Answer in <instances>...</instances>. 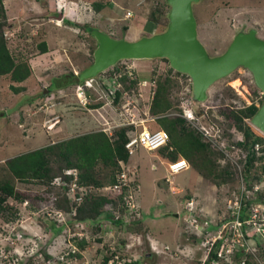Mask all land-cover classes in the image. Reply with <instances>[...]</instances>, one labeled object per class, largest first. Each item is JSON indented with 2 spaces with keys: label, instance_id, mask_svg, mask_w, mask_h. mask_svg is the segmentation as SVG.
<instances>
[{
  "label": "rangeland",
  "instance_id": "374dc122",
  "mask_svg": "<svg viewBox=\"0 0 264 264\" xmlns=\"http://www.w3.org/2000/svg\"><path fill=\"white\" fill-rule=\"evenodd\" d=\"M95 1L104 5L98 12L92 8ZM3 2L11 27L4 28L7 46L17 61L27 59L32 71L19 82L0 75V167L7 158L78 134L101 131L111 135L114 128L123 124H131L134 133H138L140 128L130 122L131 119H142L156 126L155 118L171 115V112L184 123L187 120L182 110H194L193 102L188 104L191 100L189 80L169 73L168 62L160 58L121 61V74L131 76L135 73L146 80L139 84L138 94L127 95L123 91L118 107L107 97L104 76L102 80L87 79L84 84L72 82L64 86L70 73L77 75L92 63L91 40L86 39L88 34L80 25L88 24L114 39L137 40L142 34L160 32V27L148 17L157 5H164V0ZM193 12L198 38L211 56L222 53L239 30L254 29L264 39V0H199L193 5ZM66 17L71 24L64 22ZM42 41L47 43L45 53H40ZM247 71L239 67L215 81L208 90L207 99L200 102L206 121H194L195 126L204 127L205 133L219 136L217 143L214 140L209 143L214 150L219 146L235 147L227 150L228 158L220 156L217 159L220 167L230 164L233 169L234 163L239 166L237 172L233 170V180L218 185L212 178L202 176L185 157L188 168L170 174L168 159L159 156L156 149L139 146L128 165L120 162L123 170H127L123 173L124 186L113 189L114 193L110 188L115 186L93 190L109 196L124 191L126 201L122 211L110 204L103 207L106 211H114L115 218L121 217L119 224L100 220L97 231L86 222L78 221L74 211L59 215L50 199L46 198L48 203H41L43 206L39 209L30 199L21 202L9 199L17 219L6 221L0 216V264H125L136 261L140 264H203L208 256L207 243H211L222 224L230 220L229 205L239 199L240 194L246 202L245 209L249 207L259 216V220L254 215L246 219L250 223L248 233L254 237L247 239L252 255L249 256L246 249L242 260L247 258L254 264H264V172L261 171L264 157L259 158L262 141L256 144L258 153L252 167L261 180L255 182L254 189H248L250 181L239 175V169L242 171L246 163L245 150L234 144L243 134L218 115L224 102L235 109L252 102L260 105L261 92L254 91L253 77ZM169 97L173 98L171 103ZM155 101L160 102L163 109L156 108ZM245 123L253 136L264 139V133L253 126L250 119ZM221 128L226 130V135ZM177 145L173 143L171 148L177 151L180 149ZM181 157L183 155L178 154V159ZM108 171L103 169L99 175L106 178ZM14 185L22 191L38 192L44 199L52 190L50 196L56 197L52 194H56V189H49L37 181L15 180ZM74 193L75 189L70 191L72 198ZM189 197L188 205L189 200L185 199ZM47 226L60 228V231L57 234L51 229L47 232L44 230ZM212 227H216L215 230ZM230 237L233 239L234 235ZM80 239L87 242L83 250L76 245ZM5 246L11 248L10 251L5 250ZM40 250L49 253L50 259L46 261L42 253L37 254ZM212 252L216 251H211L210 255ZM234 253L216 257L214 264L229 263ZM34 254L38 257L27 259Z\"/></svg>",
  "mask_w": 264,
  "mask_h": 264
},
{
  "label": "trees",
  "instance_id": "16d2710c",
  "mask_svg": "<svg viewBox=\"0 0 264 264\" xmlns=\"http://www.w3.org/2000/svg\"><path fill=\"white\" fill-rule=\"evenodd\" d=\"M163 4L164 5H161L162 7H158L160 5H157L156 8L151 11L148 17L150 22H153L156 26L160 27V31H163L168 24L167 14L170 8L167 0H164ZM103 6L104 5L101 2L95 1L92 3L93 10L97 12ZM164 6L166 8H164ZM7 19L4 2L3 0H0V75H7L12 81L19 82L25 80L31 74L32 70L27 59L17 61L12 56L7 46L8 38L6 32H4V28L9 25ZM64 22L66 24L72 23L68 17L64 18ZM80 27L86 30L88 34V38L86 39L91 40L92 46L90 49V58L91 62H93V51L97 46V41L94 35L91 33V30L94 29V27H91L88 24L80 25ZM8 28L11 27L8 26ZM143 35L144 34H142V36ZM150 35L152 34H146V36ZM39 49L40 53L47 52V43L45 41L40 42ZM160 59L168 62L166 58ZM121 61L116 63L114 66L109 67L107 70L100 73V75L98 74L100 77H95V79L101 78L99 80H102V76H104L103 78L113 82L114 88L117 87V84H119V88L117 87L114 93H109L110 91L107 89V97H110L109 101L113 106L116 107L120 106L122 103L123 91H125L127 95L138 94L140 87L139 84L146 80H141V78L135 73H132L131 76L128 74H121L119 71L120 64H122ZM168 67L169 73L188 78L186 74H182L172 69L170 66ZM80 73L81 71L77 75L70 73L71 77L68 83H65L64 86L72 84V82L82 84L85 80L80 78ZM120 84L122 85V88H120ZM252 85L255 87V92H261L254 83ZM188 95L190 98V90ZM172 99L173 98L171 97V100ZM205 99H207V95ZM168 100L170 103L172 102L170 97ZM261 100L262 94L259 101ZM190 102L191 100L188 101V104ZM97 105L99 104H96V106ZM154 105H157L156 108L159 107L163 109L164 107L160 102L157 101L154 102ZM257 108L258 106L255 104V102L237 109L233 108L232 106H228V104L224 102L221 107L222 110H220L221 112H218V115H222V121L225 123L227 122L230 126H233L238 132L243 134L242 138L238 137V139H235L234 144L235 146L240 147L242 150H245L246 163L243 170L241 171V174L239 172V175H243L245 179L247 178L248 182L250 181V183H248V189H254L255 182L258 183L260 182L259 180H261L259 174L253 173L252 171L253 163L256 160V154L258 153L256 144L261 141L262 147L260 151L262 154L259 156V158L264 157V139L253 136L252 132L248 129L245 123V120L250 119L256 112ZM176 116L177 115L159 116L155 118L157 125L149 127L151 130L163 129L169 134L167 143L156 149L158 150L159 156L166 158L169 161H176L178 159V154L181 156L183 155V157L189 161L191 166L195 168L202 176H205L207 179L212 178V180H214L213 182L218 185L233 180V172H237L238 170L237 164L234 163L235 166L232 169L230 164V166L226 164L224 167H220V165L217 163V159L220 158V156L221 158H228L227 150L230 146L227 148L219 146V150H214L211 148V145L209 146V143H211V140H214L217 143L219 136H210L206 138L204 127L202 125L198 127L195 126L194 121L196 119L199 123L200 121L205 122V117H202L198 120V117L195 116L194 120L184 121V123H182L179 116ZM221 123L223 125V122ZM221 129L222 133L224 132L226 135V130H223V128ZM133 133L134 130L131 124H123L118 128H114L112 130L111 136H108L106 133L101 131L84 133L7 158L2 162L4 165L0 167V216L6 221L17 219L15 212H13L14 210L12 205L9 204V199L19 200L20 202L23 201V199H30L36 203L35 207H38V209L43 206L41 203L45 202L46 204L48 203L47 199H50L53 206L55 207V210L62 212L74 211L75 217L78 221L86 222L90 226L95 227L97 231L99 229L98 225L100 220L112 221L113 223L119 224L121 217L115 218L116 213L114 211H106L107 208L103 207L105 204H110L113 208H116V210L119 209V211H122V207L125 206L126 201V199L123 197L124 191H122V193L120 192L113 195L110 194L111 196H109L94 193L93 190H98L100 187L107 185L110 186L118 181V174L123 171L124 168L121 166L120 162L128 165L132 156L134 155V153L130 154L125 147L126 143L133 136ZM173 143L178 144L177 146L180 149L176 151L175 149L171 148ZM231 147L233 148L234 146ZM103 169H109L106 178H103L99 175V172H102ZM70 170L73 171L70 172ZM261 171L264 172V165L261 166ZM9 175L10 178H7ZM15 180L22 183L37 181L38 184L46 185V187L49 189H56V194L52 193L56 195V197L54 196L55 198H52L50 196L52 190L50 192L48 191L49 193L45 199L42 195L39 197V194H37L38 192L35 194L19 190L14 185ZM56 180H58L57 185L54 184V181ZM71 186H74L75 189L74 198L70 196V191H74ZM110 192L114 193L112 189ZM189 199L191 198L189 197L185 199V201ZM244 203L246 202L242 198V204ZM173 206L175 205H172V207ZM241 213V219H244L248 216V212L245 208L242 209ZM50 229L54 234H57L60 231V228L53 229L50 226L44 228V230L47 232H49L48 230ZM209 229H207L208 232ZM213 230H215V228H213ZM247 237L253 238L254 235L252 233H248ZM97 240L101 241L100 239ZM218 243L219 242H217V244ZM76 245L78 249L83 250L87 245V242L85 239H80L78 242H76ZM10 249L11 248L8 246H5V250L10 251ZM1 253H3V251H1ZM40 253L43 254L42 256L44 257V260L47 261L50 259L49 253H46L43 250L37 252V254ZM76 255L80 256L78 253ZM36 256L37 255L34 254L27 259L34 260ZM215 257L216 254L212 252V254L208 256L203 264H214ZM242 259L243 253L241 250H236V253H234L230 262H223V264H232L234 262L235 264H242ZM106 263L107 262L104 264ZM125 264L140 263L136 261ZM243 264L254 263L246 258Z\"/></svg>",
  "mask_w": 264,
  "mask_h": 264
},
{
  "label": "water",
  "instance_id": "95a60500",
  "mask_svg": "<svg viewBox=\"0 0 264 264\" xmlns=\"http://www.w3.org/2000/svg\"><path fill=\"white\" fill-rule=\"evenodd\" d=\"M198 1L167 0L170 9L166 28L137 40L114 39L102 30L92 29L97 46L93 62L81 71L80 78L96 77L121 60L166 58L171 68L189 76L194 112L202 117L200 102L210 86L242 67L252 74L262 93V101L250 122L264 133V39L254 29L239 30L222 53L209 55L197 35L193 5Z\"/></svg>",
  "mask_w": 264,
  "mask_h": 264
},
{
  "label": "built area",
  "instance_id": "2783aa9c",
  "mask_svg": "<svg viewBox=\"0 0 264 264\" xmlns=\"http://www.w3.org/2000/svg\"><path fill=\"white\" fill-rule=\"evenodd\" d=\"M105 82L107 89L110 91L109 93H114L115 89L119 86V84H117V87L114 88L112 81L106 80ZM130 122L136 123L137 126L143 125L145 123V121L142 119L139 120L131 119ZM168 139H169V134L167 131L163 129L151 130L143 126L138 133L137 132L133 133V136L126 143L125 147L127 148L130 154H132L135 151V149L139 146H142L148 150H155L160 146L166 144ZM186 166L187 164L185 163L184 160L169 163V169L171 172H177L185 168ZM239 171L241 172L240 169ZM123 173H125V170L121 171L118 174L117 177L118 181L113 185L115 186V188L113 189L125 185L122 184L123 180L125 179ZM242 198L243 196H241L240 194V198L236 199V201L233 204L229 205L230 214H231L230 220L227 219L226 222L222 224L221 230L218 231L219 232L218 235H216L212 239L211 243H207L208 245L206 244L208 250L207 252L208 256L210 255V252L214 250L216 251L214 252V254H216V257L220 258L226 255H230L231 253L236 252V250H241V252L245 254L244 252L247 251L246 249H248V252L250 253V255H252V250L247 246V239L250 238L247 237L248 236L247 226L250 223H247L246 219H250L254 215V218L255 219L257 218V220H259V216L258 213H255L253 210H252L253 212H251V209L248 207L247 208L248 216L245 217L244 219H241L242 209L246 207L245 203L242 204ZM58 213L59 215H61V212L58 211ZM232 234L234 235L233 239L230 237ZM217 242L219 243L217 244ZM212 246H214L213 250H211ZM241 262L243 264L244 260H242Z\"/></svg>",
  "mask_w": 264,
  "mask_h": 264
},
{
  "label": "clouds",
  "instance_id": "9594fccd",
  "mask_svg": "<svg viewBox=\"0 0 264 264\" xmlns=\"http://www.w3.org/2000/svg\"><path fill=\"white\" fill-rule=\"evenodd\" d=\"M153 60V59H152ZM169 64V63H168ZM173 69V68H172ZM181 73V72H180ZM182 74H184V73H182ZM187 75V74H186ZM188 76V75H187ZM89 79H95V77H93V78H89ZM88 79V80H89ZM186 79H188L189 80V82H190V91H191V80H190V78H189V76H188V78H186ZM97 80V79H96ZM87 80H85L84 82H86ZM84 82H83V84H84ZM87 85V84H86ZM106 86V85H105ZM105 89H107V88H105ZM262 94V93H261ZM191 98V97H190ZM191 102H192V98H191ZM190 110H188V108H184L182 111H183V117L185 118V120H187V121H192V120H194V118H195V116H197L196 114H195V112H194V110H192L191 108H189ZM198 117V116H197ZM130 125V124H129ZM103 131V130H102ZM82 134H84V133H82ZM78 135H80V134H78ZM112 135V134H111ZM111 135H108V136H111ZM77 136V135H76ZM211 136V134H207V133H205V137L206 138H208V137H210ZM71 138V137H70ZM136 152V149H135V151L133 152V153H135ZM132 153V154H133ZM180 160H184L185 161V163L187 164V166L185 167V168H183V169H186V168H188V163H187V161H186V159L184 158V157H182L181 159H177L176 161H180ZM176 161H170V162H167V171L170 173V174H176V173H178V172H180L181 170H183V169H181V170H179V171H177V172H171L170 171V169H169V163H171V162H176ZM71 171V170H70ZM73 171V170H72ZM71 171V172H72ZM115 184V183H114ZM114 184H112V185H110V186H113ZM110 189H112L113 190V188L111 187ZM122 193V192H121ZM191 200H189L188 202H190ZM185 206H186V204H185ZM59 212H62V211H59ZM216 228V227H215ZM208 258V257H207Z\"/></svg>",
  "mask_w": 264,
  "mask_h": 264
},
{
  "label": "crops",
  "instance_id": "0c3cea01",
  "mask_svg": "<svg viewBox=\"0 0 264 264\" xmlns=\"http://www.w3.org/2000/svg\"><path fill=\"white\" fill-rule=\"evenodd\" d=\"M152 83H153V82H152ZM167 109H168V108H167ZM169 114L173 115L174 113L169 112ZM143 126L146 127V128L152 127V126L148 125L147 122H146V123H144L143 125H139V128L142 129ZM136 127H138V126H136ZM136 153H137V152H136ZM136 153H135V154H136ZM135 154H134V155H135ZM181 158H182V157H181ZM131 160H133V159H131Z\"/></svg>",
  "mask_w": 264,
  "mask_h": 264
},
{
  "label": "flooded vegetation",
  "instance_id": "af4514ba",
  "mask_svg": "<svg viewBox=\"0 0 264 264\" xmlns=\"http://www.w3.org/2000/svg\"><path fill=\"white\" fill-rule=\"evenodd\" d=\"M205 100V99H204Z\"/></svg>",
  "mask_w": 264,
  "mask_h": 264
}]
</instances>
